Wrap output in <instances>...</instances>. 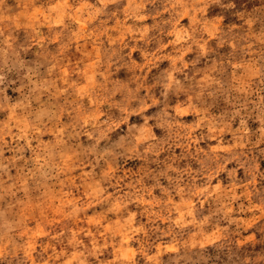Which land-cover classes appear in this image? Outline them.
<instances>
[{
    "label": "clouds",
    "instance_id": "9594fccd",
    "mask_svg": "<svg viewBox=\"0 0 264 264\" xmlns=\"http://www.w3.org/2000/svg\"><path fill=\"white\" fill-rule=\"evenodd\" d=\"M0 264H264V0H0Z\"/></svg>",
    "mask_w": 264,
    "mask_h": 264
}]
</instances>
